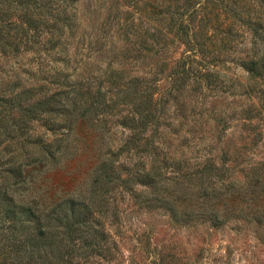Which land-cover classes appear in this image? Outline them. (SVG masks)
Segmentation results:
<instances>
[{
    "label": "rangeland",
    "instance_id": "1",
    "mask_svg": "<svg viewBox=\"0 0 264 264\" xmlns=\"http://www.w3.org/2000/svg\"><path fill=\"white\" fill-rule=\"evenodd\" d=\"M177 9L169 0H76L54 46L42 30L30 48L0 51V94L31 88L32 103L139 79L161 108L135 147L129 117L139 99L105 116L107 134L76 120L74 153L56 168L39 166L36 183L19 189V202L40 207L90 196L97 156L118 152L117 176L135 181L114 182L99 216L100 247L78 264H264V74L245 64L251 33L223 44L208 27L204 50L194 52L176 30ZM190 66L187 78L177 72ZM59 124L40 116L31 139L50 141ZM144 172L155 174L153 186L137 181Z\"/></svg>",
    "mask_w": 264,
    "mask_h": 264
},
{
    "label": "trees",
    "instance_id": "2",
    "mask_svg": "<svg viewBox=\"0 0 264 264\" xmlns=\"http://www.w3.org/2000/svg\"><path fill=\"white\" fill-rule=\"evenodd\" d=\"M75 1L0 0V51L16 52L21 43L30 48L29 43L42 30L49 46H54L66 24L67 10ZM169 1L177 4L176 30L192 51L204 50L209 39L204 30L208 27L219 32L223 44L234 39L240 30H248L253 55L246 67L254 75L264 74V0ZM190 69L191 66L177 72L187 78L191 76ZM193 77L201 78L196 74ZM131 83L136 87L116 85V91H110L99 84L95 91L84 93L81 86L45 95L32 103H28L33 97L29 94L31 88L23 93L0 94V264H78L100 247L99 216L108 206L111 187L116 180H122L123 184L135 181L133 173L123 179L117 176L118 152L97 156L90 196L65 195L40 207L34 199L19 202L17 195L22 186L36 183L33 177L39 166L56 168L62 158L73 152L68 147V138L76 120L93 129L100 127L107 134L105 116L114 115L122 104L139 99L135 115L129 117L134 124L133 146L138 145L140 135L144 136L150 124L157 123L161 108H157L150 86L138 88L139 79ZM42 115L60 123L59 131L50 141L31 139L29 133L30 123ZM98 150L102 151L100 147ZM154 178L155 174L144 172L137 181L153 186Z\"/></svg>",
    "mask_w": 264,
    "mask_h": 264
}]
</instances>
